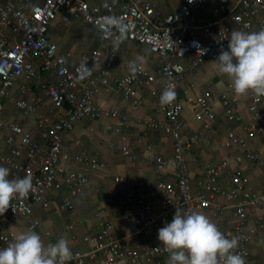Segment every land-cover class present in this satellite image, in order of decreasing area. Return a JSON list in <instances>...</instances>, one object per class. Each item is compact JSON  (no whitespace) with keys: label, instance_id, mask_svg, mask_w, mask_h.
I'll list each match as a JSON object with an SVG mask.
<instances>
[{"label":"built area","instance_id":"obj_1","mask_svg":"<svg viewBox=\"0 0 264 264\" xmlns=\"http://www.w3.org/2000/svg\"><path fill=\"white\" fill-rule=\"evenodd\" d=\"M3 1L0 5V24L8 29L10 35L0 34V128L7 133L6 143L12 147V154L15 157L25 155V163L20 165L11 157L0 160L31 176L33 189L27 196L12 199L11 207L0 214V227L6 218L17 221L27 217L28 229L34 231L39 224L33 217L35 204L48 207L47 194L61 184L69 188L71 195H76L90 181L89 173L68 168L73 159L63 149L64 139L75 123L85 118L127 120L118 109L103 108L95 103L100 91L108 90L113 84L125 99L134 100V108L142 103L135 99V85L149 88L156 78L143 68L141 61L131 63L136 66V71L126 77L113 78L108 73V69L118 60L124 43L133 41L148 46L150 52L158 57L165 80L164 90L171 88L175 92L172 102L156 107L163 119L147 121L148 127L164 129L170 133L174 141L173 155L167 158L154 150L152 155H144L142 159L152 163L159 174L167 168L171 169L178 175V180L175 184L158 183L157 188L166 195L157 199L158 212L146 203L147 198L156 197V192L142 190L137 196L125 192L127 208L123 219L136 225L137 233H140L154 225H158L159 229L163 227L172 220L177 208L189 213L211 211L225 217V204L220 200L224 198L233 204L236 222L233 233L228 230L222 232L229 238L235 237L238 240L235 251L244 259H249L250 245L256 232L248 227L247 221L250 215L257 216L259 210L264 209V192L256 194L248 190V178L240 171L229 172L233 187L224 189L219 180L221 169L217 167H205L198 187L192 185L189 178L192 161L186 158L185 150L198 145L202 134L199 132L188 138L183 137L182 113L185 107L177 90L191 69L215 59L222 47L227 48V39L233 30L250 32L256 27L264 29V0H219L211 11L216 19H224L225 24L217 27L205 23L197 14L207 0H181L180 9L164 19H160L159 13L144 0H107L101 6L92 5L91 0H42L34 4L30 11L22 10L7 0ZM31 1L20 0L21 3ZM59 15H63L65 21L82 18L98 32L101 48L107 49L110 46L105 66L95 64L93 70L85 62L69 67L71 54L60 55L58 45L49 37V27ZM198 27L201 29L200 34L196 33ZM109 42L111 44L108 46ZM186 58H189L188 64L183 63ZM89 60L97 61L98 53L93 54ZM40 71L54 76V82L48 80L46 83V95L54 107L62 111V115L51 124L37 115L41 133L35 137L20 124L4 122L2 114L5 99L16 79L22 76L32 81ZM21 90L26 91V87L22 86ZM248 97V110L253 115V124L249 129L264 134V96L249 93ZM211 99V91L198 97L187 95V103L197 120H213L217 117ZM237 102L238 95L234 94L230 84L226 85L221 95V106L226 110L229 120L241 119L229 109L230 105ZM16 105L25 115L37 113L36 108L27 101H17ZM205 128H210V125L206 124ZM228 139L230 145L234 143L245 151L244 157L264 165V151L261 155L249 151L247 141L240 133L230 132ZM149 149L152 150L151 147ZM122 152L131 161H137V156L131 153L128 146L122 147ZM76 161L89 166L92 171L102 167L97 159L86 152H82ZM61 209L74 213L70 199L64 201ZM103 223L104 229L100 234L83 238V241L95 247L86 252L72 251V259L66 264H86L91 259H96L94 264H165L160 258L168 254L164 245L149 242L133 249L125 239L102 242V238L108 237L113 227L109 219L105 218ZM1 239L10 242L11 236ZM98 254L112 256L115 260L97 259Z\"/></svg>","mask_w":264,"mask_h":264},{"label":"crops","instance_id":"obj_2","mask_svg":"<svg viewBox=\"0 0 264 264\" xmlns=\"http://www.w3.org/2000/svg\"><path fill=\"white\" fill-rule=\"evenodd\" d=\"M16 7L30 11L34 4L42 0H32L29 3H21L20 0H7ZM107 0H91L92 5L101 6ZM159 13L160 19L176 13L181 7V0H144ZM0 0V5L3 4ZM219 0H207L203 8L198 11V16L211 26L225 24L224 19H216L212 15V6ZM120 9V7H119ZM253 31H259L256 27ZM196 33L200 34L198 27ZM0 34L9 36L10 33L0 24ZM49 37L58 45L59 54L66 56L71 54L68 60L69 67L88 62L95 69V64L105 66L107 62V49H102L98 32L91 28L82 18H72L65 21L63 15H59L49 27ZM98 53V60H89ZM142 57V60H138ZM214 60V59H212ZM207 61L198 68L191 69L178 87L177 93L184 103L182 119L184 121L182 135L185 138L195 133H201L202 139L191 150H185V156L192 161L189 178L192 185L198 187V182L203 178L205 167H217L221 169L220 185L224 189L233 187L229 172L240 171L248 178L246 187L252 193L264 192V165L257 164L253 160L244 157L245 151L238 145L229 143L230 132L240 133L247 141L249 151L261 155L264 151V134H258L249 127L253 124V115L248 110L249 97L238 95V102L230 105L229 109L240 116L241 119L229 120L228 114L221 106V95L224 87L229 84L227 78L217 72L215 66ZM141 61L143 68L156 78L149 87L144 88L135 85V99L142 103L134 108V100L125 99L121 91L115 85L108 90L103 89L95 98V103L103 108H116L121 115L127 117L126 121L119 118L102 117L98 119L85 118L75 123L74 128L64 139L63 149L68 152L73 162L68 164L71 170H80L91 175L90 181L76 195H71L69 188L61 184L47 194L48 207L41 204L34 205L33 217L38 221L34 231L41 235L44 244L55 243L63 237L70 243L72 251H90L95 246L83 241L87 235L100 234L104 229L103 220L109 219L113 227L109 236L102 238V242L109 240L125 239L128 245L137 249L153 242L159 246L163 244L158 240V225L137 233V227L123 219L127 208L124 197L125 192H131L137 196L139 191L156 192V197H149L146 203L155 211H159L158 198L166 195L157 188L159 182L175 184L178 175L167 168L162 173H157L152 163L142 159L144 155H152L153 151L171 157L173 155V138L164 129H152L147 126L149 119H163V115L156 111L160 103V96L164 91V77L161 72L160 61L156 55L150 52L148 46L137 42L128 41L122 46L118 60L108 69L113 78H123L133 74L136 66L132 62ZM189 63V58L183 60ZM135 69V70H133ZM97 73V70H95ZM55 81L54 76H49L40 71L38 77L27 81L24 77H18L9 90V96L5 99L2 120L4 122L17 123L38 137L41 129L38 126L37 115L47 123H54L62 111L54 107L46 95V83ZM22 86L26 91H22ZM207 91L212 92L211 102L217 117L213 120L199 121L195 118L192 109L187 103V95L198 97ZM17 101H27L36 108L37 113L25 115L16 105ZM210 128L206 129L205 125ZM7 133L0 128V159L11 157L20 165L25 163V155L15 157L12 147L6 143ZM128 146L131 153L137 156V161H131L123 152L122 147ZM152 148V150L149 149ZM86 152L97 159L102 167L92 171L89 166L82 165L76 158ZM241 158V161H238ZM0 165L10 169V178L24 177L25 174L0 160ZM140 183H144L143 186ZM66 199H70L74 206V213L61 209ZM225 204V217L217 216L211 211L205 213L215 222L221 231L234 232L236 222L235 210L232 203L220 198ZM138 207H135L137 210ZM264 209H260L257 216L250 215L247 221L248 227L255 230V237L250 245L251 255L244 259L245 264H264ZM29 219L21 217L17 221L4 219L0 227V247H5L9 242H4L1 237L11 236L9 228L16 225L19 229H28ZM238 248V246H237ZM236 248V249H237ZM235 249V250H236ZM169 253L160 258L167 264ZM97 259L115 260L112 256H101ZM96 259H91L86 264H94Z\"/></svg>","mask_w":264,"mask_h":264},{"label":"clouds","instance_id":"obj_3","mask_svg":"<svg viewBox=\"0 0 264 264\" xmlns=\"http://www.w3.org/2000/svg\"><path fill=\"white\" fill-rule=\"evenodd\" d=\"M227 41V48L222 47L211 61L217 72L227 78L234 94L264 96V29L233 30ZM174 99V90L167 88L160 103ZM32 189L31 176L10 178V169L0 165V214L11 207L12 199L27 196ZM9 231L10 242L0 247V264H66L72 259L70 243L63 237L46 246L36 231L16 225ZM158 240L169 253L167 264H245L235 251L238 240L225 235L202 212L177 208L172 220L158 229Z\"/></svg>","mask_w":264,"mask_h":264}]
</instances>
